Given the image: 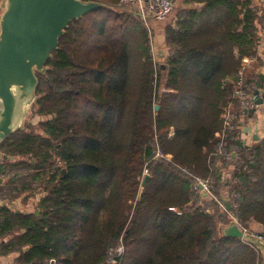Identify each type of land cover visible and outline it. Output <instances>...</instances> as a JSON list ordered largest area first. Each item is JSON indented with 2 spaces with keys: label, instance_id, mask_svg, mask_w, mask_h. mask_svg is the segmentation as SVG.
Here are the masks:
<instances>
[{
  "label": "trees",
  "instance_id": "1",
  "mask_svg": "<svg viewBox=\"0 0 264 264\" xmlns=\"http://www.w3.org/2000/svg\"><path fill=\"white\" fill-rule=\"evenodd\" d=\"M85 1L107 8L71 22L38 75L36 114L50 119L0 145L20 160L13 167L31 163L44 194L38 215L0 207V238L10 236L1 254L17 253L13 264H104L121 239L119 264H256L254 247L216 236L193 203L197 180L221 181L211 163L221 159V115L259 42L253 0H183L191 8L166 29L163 65L121 0ZM244 74L257 98L252 86L264 80ZM225 134L223 150L239 153L231 181L220 182L237 195L229 212L242 226L264 224V139L247 147L237 130ZM28 190L12 187L15 196Z\"/></svg>",
  "mask_w": 264,
  "mask_h": 264
},
{
  "label": "water",
  "instance_id": "2",
  "mask_svg": "<svg viewBox=\"0 0 264 264\" xmlns=\"http://www.w3.org/2000/svg\"><path fill=\"white\" fill-rule=\"evenodd\" d=\"M103 8L107 6L82 0H0V145L21 130L36 101L38 75H45L69 24ZM6 158L0 150V160ZM147 179L144 176L140 193ZM197 189L202 191V185ZM224 207L231 210L227 202ZM220 232L251 245L264 260V239L243 230L234 218Z\"/></svg>",
  "mask_w": 264,
  "mask_h": 264
},
{
  "label": "rangeland",
  "instance_id": "3",
  "mask_svg": "<svg viewBox=\"0 0 264 264\" xmlns=\"http://www.w3.org/2000/svg\"><path fill=\"white\" fill-rule=\"evenodd\" d=\"M120 2L122 3V0ZM122 5H124L123 10L126 11L127 13H131L132 19H135L137 22H139L141 27L144 30H146L148 45H149V49H150L152 56L158 50L161 51L163 46L166 44L165 42L166 29L171 24L173 19L180 13L183 7L182 0H176L174 9L171 15L168 17V19L165 20L164 22L153 23L152 26H150L151 29L148 30L145 27L143 20L138 16L136 9L131 4L123 3ZM104 15H106L105 12H104ZM247 60L249 61V59ZM153 62L154 64H157V65H163L162 63H160L162 62V60H159L157 58H155ZM36 99H37V96H36ZM36 110L37 108L35 107V103H34L30 109L28 116L26 117V120L21 130L16 131L15 133L20 132V131L39 133V124L46 120H49L50 116L38 115L36 114ZM225 136L226 134L223 137L219 138L222 143H220L219 148L217 149V156H220L221 159L220 158L212 159V162H211L213 166L212 171L215 172L216 171L215 169H218L221 172V181H225V180L231 181V172L235 170V167H236L235 162L237 163L238 161L239 153H238L237 148L234 146L230 147L231 148L230 153H227L225 150H223V145L225 146L226 144V143L225 144L223 143L225 141L224 140ZM230 154H231V157H230ZM10 158H12V160L8 159V157L5 160H0V165L5 170L4 173H0V183H2L3 181L2 185H0V202L2 204H5V203L9 204L10 202L16 200L15 198H17L19 200V203L17 205H12L13 208L11 206V209L18 207L20 208L21 211L17 210L16 213L24 214L25 213L24 209L26 208L28 200L35 198V195L38 193L40 195H44L42 192L43 187H41L39 183H35V182L31 183L30 178L28 177L32 173V171H30L28 167V165L32 166L31 163L30 164L27 163L25 159L24 161L26 162H23L24 165L13 167V165L17 164L20 160L13 158V157H10ZM53 161L56 163V165H60L57 158H55ZM144 176H148L147 172L145 171L143 172V178ZM220 182L219 183L216 182L214 179V176L208 178L207 183H206L208 193L204 192L206 195L205 197H202L201 196L202 192L196 191V194H198V196H196V198L193 200V203L195 206H200L213 218V221L216 225V229H215L216 236H218V234H221L220 232L221 228L224 226H227L230 220L233 218L240 225L238 219L232 213L227 211L224 207V203L227 202L230 205L231 209L236 210L237 209L236 202L234 201L237 199V195L233 194L232 198L234 200L233 199L231 200L230 196H228L227 194L230 188L228 186L227 187L221 186ZM23 183H28L31 190L22 192L21 194L15 196V192L12 191V187H16L19 190ZM197 184L198 182L196 181L194 184V189H196L195 187ZM212 191L216 192V194H214V192ZM13 196L14 198H11ZM223 198H224V201H223ZM24 202L26 203L23 206ZM240 227L243 230H246L247 232L261 236L264 239V224L263 223H259L253 219H250V221L247 223L246 226L240 225ZM6 243H7V240H6ZM124 253H125V248H124ZM15 254L18 255L17 253ZM257 254L261 258V260L259 261V257H258L256 264H264V260L261 254L258 252ZM10 260L12 261L13 259H10ZM12 264H13V261H12ZM104 264H114V263H108L107 258H105ZM116 264H119V263H116Z\"/></svg>",
  "mask_w": 264,
  "mask_h": 264
},
{
  "label": "crops",
  "instance_id": "4",
  "mask_svg": "<svg viewBox=\"0 0 264 264\" xmlns=\"http://www.w3.org/2000/svg\"><path fill=\"white\" fill-rule=\"evenodd\" d=\"M182 3H183V0H182ZM252 3H253V6L257 8L258 10L256 28H257V36L259 38V42L256 48L255 56L252 59H249L248 61L247 69L252 72V77H254L255 79L254 83H255L257 82V78H259V80L260 78L264 80V0H253ZM199 7L200 6L196 8H199ZM189 8H191L190 5L185 6L183 4L182 9H189ZM176 17L171 22L172 25L175 22ZM167 55H168V52H167V47L165 44L163 48L161 49V51L158 50L157 52H155V54L152 57H153V60L155 58L162 60V62L160 63L163 64ZM261 82L262 83H259V82L257 83L258 87L252 86L253 89L257 90V98H258L257 101L258 102H256V107L249 113V115L248 113L247 114L241 113L236 107L233 108V113L236 119L238 120V125H239V128L237 130L238 141L247 147H251L255 145L256 143L260 142L262 139H264V81H261ZM216 137L218 138L217 134H216ZM43 196L44 195H40L38 193L35 195V198L28 200L26 208L24 209L25 211L24 215L36 214V211H38V214H39V201L41 200ZM201 196L205 197L202 195V193H201ZM15 199L16 200L10 202L9 204L5 203L3 207L5 209L7 208L9 212L16 213L17 210L21 211L20 208L18 207L14 208L15 210L11 209L12 205H17L19 203V200L17 198ZM26 202L23 203V206ZM9 237L7 236L5 238H0V244H1L0 264H12V261L14 263V260L16 259V257H18V255H16L15 253H11V254L4 255V256L1 254V251H3L2 247L5 246L6 240L8 241ZM10 259H13V260L11 261Z\"/></svg>",
  "mask_w": 264,
  "mask_h": 264
},
{
  "label": "built area",
  "instance_id": "5",
  "mask_svg": "<svg viewBox=\"0 0 264 264\" xmlns=\"http://www.w3.org/2000/svg\"><path fill=\"white\" fill-rule=\"evenodd\" d=\"M85 1V0H82ZM122 3L131 4L137 11L138 16L143 20L145 27L150 30L153 23L164 22L171 15L176 0H122ZM248 60H242V66L238 71V80L235 83L233 89V104L227 105L222 112V130L217 133L218 138H221L225 135L226 132H233L238 130V120L236 119L233 108H236L241 113L251 112L256 107V102L258 98L248 92L244 88L245 81V70L247 69ZM145 172H147L145 170ZM198 184L202 185V191L196 190L199 192L207 191V180H197ZM261 237V236H260ZM124 254V246L122 241L119 240L116 246L109 248L106 252V258L108 263L116 264L119 259ZM50 264H55L54 261H50Z\"/></svg>",
  "mask_w": 264,
  "mask_h": 264
}]
</instances>
